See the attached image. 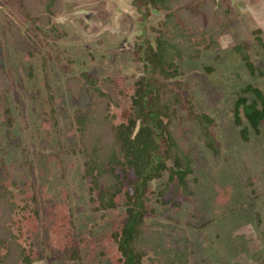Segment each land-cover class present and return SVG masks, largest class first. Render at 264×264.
Here are the masks:
<instances>
[{
    "label": "rangeland",
    "instance_id": "rangeland-1",
    "mask_svg": "<svg viewBox=\"0 0 264 264\" xmlns=\"http://www.w3.org/2000/svg\"><path fill=\"white\" fill-rule=\"evenodd\" d=\"M27 1L0 0V66L10 81L6 97L14 120L11 127L4 125L0 110V157L5 163L0 176L8 172L20 185L35 176L38 189L50 158H58L80 226L86 220L77 210L85 202V159L74 129L75 116L80 110L86 113L90 96L74 94L68 80L83 73L102 79L113 71L137 78L146 75L136 54L155 45V29L165 14L153 10L147 0H62L48 24L40 20L43 13H34L33 1ZM224 4L231 12L220 19L224 28L219 45L202 42L197 60L180 63L181 81L188 84L197 112L214 121L211 131L220 159L203 143L187 141L186 149L197 150L194 174L188 178L193 195L188 197L172 185L164 197L167 204L158 206L147 220L174 243L188 238V264H257L264 257V125L260 134L250 130L249 141L241 133L248 126L245 113L254 99L246 86L264 94V48L257 40H264V0ZM189 7L197 12L200 6L195 0ZM240 44L248 47L258 69L255 75L234 49ZM45 75L60 97L54 105L46 101ZM53 108L59 126L49 132L40 118L44 109ZM238 114L242 127L236 122ZM162 183H156L158 191L164 188ZM221 190L229 194L230 203L219 202ZM36 264L81 262L58 255Z\"/></svg>",
    "mask_w": 264,
    "mask_h": 264
},
{
    "label": "trees",
    "instance_id": "trees-1",
    "mask_svg": "<svg viewBox=\"0 0 264 264\" xmlns=\"http://www.w3.org/2000/svg\"><path fill=\"white\" fill-rule=\"evenodd\" d=\"M32 1L37 6L34 13H43L40 20L48 24L62 3L43 0L36 5ZM225 1L196 0L200 6L196 12L189 7L195 0H147L153 10L165 14V20L155 29V45L148 52L140 48L136 54L146 75L137 78L113 71L102 79L83 73L68 80L74 94L90 96L86 113L80 110L75 116L74 129L85 159V202L77 210L86 220L77 224L58 158H50L38 189L35 176L20 185L8 172L1 175L0 264H36L58 255L81 264H188V238L174 243L147 220L158 206L167 204L164 197L172 185L188 197L193 195L188 178L194 174L197 150L186 149L187 141L203 143L220 159V147L211 131L214 121L197 112L188 84L181 81L180 63L197 60L202 42L219 45L224 28L220 19L231 12ZM196 36L203 40L195 41ZM257 40L264 48V40ZM234 49L255 75L258 69L248 47L240 44ZM43 83L46 101L54 105L60 97L55 96L46 75ZM9 86L0 66L1 121L11 127ZM246 91L254 97L245 113L248 126L241 129L244 141H249L250 130L260 134L264 125V94L251 85ZM41 115L49 132L59 126L55 108L44 109ZM236 117L242 127V118ZM4 167L0 157V172ZM161 181L164 188L158 191L156 183ZM228 196L221 190L219 202L230 203ZM257 264H264V257Z\"/></svg>",
    "mask_w": 264,
    "mask_h": 264
}]
</instances>
